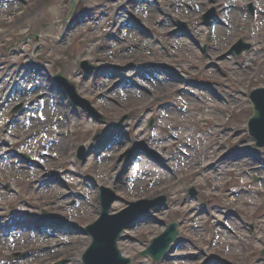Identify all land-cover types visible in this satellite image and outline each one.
<instances>
[{"label":"rangeland","instance_id":"374dc122","mask_svg":"<svg viewBox=\"0 0 264 264\" xmlns=\"http://www.w3.org/2000/svg\"><path fill=\"white\" fill-rule=\"evenodd\" d=\"M12 1L15 0H0V60L3 61L0 63V86L4 83L6 87L0 89V99L4 101L3 106L9 102L0 113V156L8 158L5 155L8 150L18 147L34 154L39 167H36L38 175L33 179L32 171L21 169L20 165H14L8 176L0 174L2 183L13 192H1L3 202L0 206H13L10 204L17 200L21 189L23 193L17 197H25L32 209L65 214L75 226L46 228L48 230L44 231L48 233L37 241L25 240L20 242L23 246H9L14 242L5 241L2 232L5 226L1 222L0 264H55L63 260L67 264H79L91 242L83 228L93 223L100 213L101 187H108L117 195L111 213L127 207L128 203L144 198L153 200L159 195L168 202V208L151 212L154 221L140 223L125 231L128 239L119 243V247L123 255L132 258L133 264H203L205 250L212 253L209 258L217 253L224 261L212 264H264L261 254L264 249V163L261 167L252 166L245 160L217 172L214 171L217 166L204 171L220 158L221 150L226 147L252 149V141L245 132L253 113L246 95L264 87V0H79L70 20L62 24L58 22L64 21L71 12L70 0H20L10 9L2 5ZM212 11L214 16L206 26L203 18ZM177 23L187 24L184 32ZM36 33L39 34L38 41L30 40L18 46L19 41ZM241 43L249 49L243 48L238 56L230 54L229 50ZM31 54L33 58L43 57L46 67L53 62L57 64L56 70L75 80L79 95L107 117L109 123L123 116L129 117L125 131L130 139L112 133L101 137L96 144L97 151L108 146L103 159L98 160V167L94 168V159H89L83 166L75 156L69 157L80 143L88 146L92 132L97 134L104 130L84 119L79 110L70 108L76 118L71 116L72 124L66 128L73 133L67 136L64 153L52 154L42 148V142L48 149L56 147L55 143L46 141L44 135H41L40 147L36 148L32 145L35 144L33 140L32 143L28 141L32 136L28 131L2 126L5 121L10 124L11 108L21 104L17 102L21 97L13 95L18 89L25 91L27 86L26 82L8 77L18 63L27 60ZM81 61L98 66L101 71H94L89 80L85 76L79 77ZM8 63L12 65L6 72ZM166 66L173 69L171 74L163 69ZM193 80L203 83L197 85ZM166 81L170 85L165 84ZM192 86L201 87L211 97H203L206 94L199 89L192 91ZM196 95L198 99L194 98ZM183 101L187 103L185 116L175 112V107H182ZM226 106L229 113L224 116L221 113ZM65 115L66 110L59 109L57 117ZM216 119L217 122L210 123ZM228 120H236V126ZM151 121L154 122L153 129L149 128ZM85 130L89 132L87 135L83 133ZM57 132L66 134L60 126H57ZM185 133L187 138L182 137ZM192 138L196 140L199 158L209 153L208 164L182 169L174 162L171 166L176 174L162 172L165 174L162 183L139 181L144 175V159L130 172L122 173V166L117 165L119 156L135 143L145 144L147 153L150 151L155 157L164 159L171 158ZM196 151L191 153L198 156ZM46 154L57 158L56 161L40 157ZM259 154L264 159V150ZM52 168L54 172H66L59 181H63V185L67 182V189L59 184H48V174H43L42 170ZM235 170L237 172H233ZM69 173L75 176L89 174L93 179L80 185L79 179ZM213 173L221 178V183L216 185L221 188L219 194H214L218 190L213 187L215 183L209 175ZM238 177L244 179L243 184H238ZM255 177L259 180H254ZM109 181H113V185ZM191 187L196 188L201 200L205 197L211 206L217 203L231 205L242 217L237 215L239 219L231 218L235 222H227L212 208L210 212H204L196 207L197 203L185 205L186 192ZM239 190L250 194L234 196L233 193ZM73 193H81L86 200L70 196ZM162 220L167 224L178 223L179 231L190 244L169 254L166 260L154 263L140 257L139 253L163 233L165 228L158 225ZM217 220H222L231 233L221 226L213 231ZM213 232L215 240L209 242ZM15 235L13 233V237ZM34 250L46 251L37 258H10L14 252L26 256Z\"/></svg>","mask_w":264,"mask_h":264},{"label":"water","instance_id":"95a60500","mask_svg":"<svg viewBox=\"0 0 264 264\" xmlns=\"http://www.w3.org/2000/svg\"><path fill=\"white\" fill-rule=\"evenodd\" d=\"M261 116L264 117V112H260V113L258 112L256 117L253 120L250 121V130L252 132V135L256 138L257 142H259L260 145H264V140L260 141L259 137L256 135L259 132V130L255 127V121H259ZM108 221H109V219H108ZM92 235L94 237V240L97 241L98 240V236H97L96 232L92 233ZM106 237L109 238V236H106ZM157 243H158V241L155 244H157ZM94 250L100 251V248L97 245H95L94 246ZM102 252H105V251H102ZM155 258H156V260L162 259L161 256H156ZM87 259H88V257L86 258V261H87ZM94 262H95V260L87 261L88 264H93ZM97 264H105V263L101 262V263H97Z\"/></svg>","mask_w":264,"mask_h":264},{"label":"bare ground","instance_id":"6f19581e","mask_svg":"<svg viewBox=\"0 0 264 264\" xmlns=\"http://www.w3.org/2000/svg\"><path fill=\"white\" fill-rule=\"evenodd\" d=\"M40 228H43L44 230H48V229H46V227H39V229H40ZM47 232H48V231H47Z\"/></svg>","mask_w":264,"mask_h":264}]
</instances>
